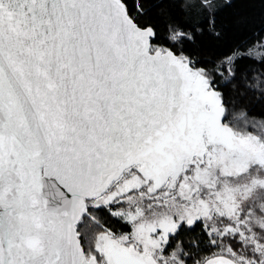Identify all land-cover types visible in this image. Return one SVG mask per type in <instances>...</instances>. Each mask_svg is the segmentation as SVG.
Returning a JSON list of instances; mask_svg holds the SVG:
<instances>
[{
    "label": "snow or ice",
    "instance_id": "6c2138e0",
    "mask_svg": "<svg viewBox=\"0 0 264 264\" xmlns=\"http://www.w3.org/2000/svg\"><path fill=\"white\" fill-rule=\"evenodd\" d=\"M232 3L0 0V264H264V20L217 55Z\"/></svg>",
    "mask_w": 264,
    "mask_h": 264
},
{
    "label": "trees",
    "instance_id": "16d2710c",
    "mask_svg": "<svg viewBox=\"0 0 264 264\" xmlns=\"http://www.w3.org/2000/svg\"><path fill=\"white\" fill-rule=\"evenodd\" d=\"M220 19L226 27L228 38L214 49L217 55L227 54L234 45L252 38L253 30H258L261 21L264 20V6L255 0H233L232 7L223 9ZM243 65L259 67L252 61H244Z\"/></svg>",
    "mask_w": 264,
    "mask_h": 264
}]
</instances>
